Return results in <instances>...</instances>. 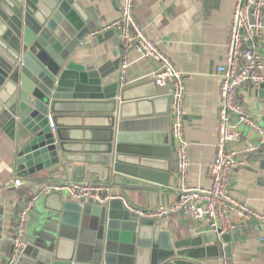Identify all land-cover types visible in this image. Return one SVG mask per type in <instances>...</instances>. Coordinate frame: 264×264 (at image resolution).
<instances>
[{
	"label": "water",
	"instance_id": "1",
	"mask_svg": "<svg viewBox=\"0 0 264 264\" xmlns=\"http://www.w3.org/2000/svg\"><path fill=\"white\" fill-rule=\"evenodd\" d=\"M203 1L206 6L216 2ZM99 30L93 10L75 0H0V131L12 139L19 129L26 133L16 154L17 176L56 166L54 178L62 181L95 174L118 186H168L172 151L166 131L132 135L125 120L130 109L154 105L157 110L162 101L160 113H169L170 95L145 96L120 89L119 83L104 85L106 66L72 60ZM110 34L114 31L97 38ZM80 117L95 123L85 125ZM259 155L264 162V153ZM43 194L33 197L45 210L26 232L17 264H199L221 248L232 254L236 231L218 236L208 230L173 241L164 228L166 218L140 216L121 197L82 204L63 190ZM4 216L0 204V239ZM13 241L11 236L10 253Z\"/></svg>",
	"mask_w": 264,
	"mask_h": 264
},
{
	"label": "crops",
	"instance_id": "2",
	"mask_svg": "<svg viewBox=\"0 0 264 264\" xmlns=\"http://www.w3.org/2000/svg\"><path fill=\"white\" fill-rule=\"evenodd\" d=\"M75 1L82 7L93 10L103 31L119 17L117 0ZM235 1L216 0L207 6L203 0L136 1L135 13L139 22L185 75L183 120L190 160L187 176L190 186H211L209 169L216 155L217 114L220 105V76L217 67L225 61ZM102 30L96 33H101ZM119 41L117 31L102 40L97 35L90 34L77 48L72 60L94 62L97 67L104 65L109 73L104 79V85L119 83ZM261 52L264 55V39L261 42ZM129 58L131 64L124 89H132L136 94L145 96L170 95L168 86H158L154 82L157 67L154 62L141 57L135 51L131 52ZM239 98L251 116L264 125V83L257 88L250 85L242 87ZM165 104L166 101H162L157 110L154 105L140 109L134 106L136 108L128 111L129 118L125 121L128 122L126 132L134 133L132 135L151 129L166 131L164 140L171 143L172 151L170 184L158 189L118 186L112 181L106 182L112 184L115 187L114 192L136 209L154 210L171 205L178 199L179 180L175 174L171 114L160 113L161 108L165 110ZM152 112L156 113L151 114ZM77 119L85 125L95 123L92 119ZM100 122L97 121V124ZM242 129L243 137L237 144L239 148L255 140L254 131L247 127ZM25 135L23 129H19L15 139H12L0 131V204L5 207L3 238L0 239V264H5L11 251L10 238L16 223V214L31 200L18 194V186L14 181L21 179V185H33L34 192L45 185L64 181L54 178L59 172L56 166L35 176H17L15 159L18 149L25 144ZM261 153L245 156V164L235 168L230 176L229 190L238 200L264 212V162L259 155ZM40 177L47 178L46 184L34 185L32 181ZM70 180L102 182L95 174H86L84 179L65 181ZM33 200L26 232L45 210L43 202L34 198ZM239 223L231 256L228 257L225 248H221L218 254L213 251L211 255L200 258L199 264H264V222L241 220ZM164 228L170 231L173 241H184L208 231L203 221H196L192 216L180 212L167 216Z\"/></svg>",
	"mask_w": 264,
	"mask_h": 264
},
{
	"label": "built area",
	"instance_id": "3",
	"mask_svg": "<svg viewBox=\"0 0 264 264\" xmlns=\"http://www.w3.org/2000/svg\"><path fill=\"white\" fill-rule=\"evenodd\" d=\"M117 1L119 17L105 30L113 29L120 37V89L128 82L131 64L129 57L132 51L156 64L154 82L158 86L170 88L171 137L174 142L175 174L179 180L178 199L171 205L154 210H140L131 207L123 199L124 203L131 211L148 218H167L176 212L190 215L196 221H203L207 229L218 236L237 231L241 220L264 222V212L238 200L229 190L230 176L235 168L245 164V156L264 152V125L251 116L239 98L242 87L250 85L257 88L264 83V55L261 52V42L264 39V0L235 1L225 61L217 67L220 76V105L217 114L216 155L209 169L210 187L190 186L187 182L190 160L183 120L185 75L139 22L135 13L137 0ZM50 123L52 129H55L52 119ZM243 127L255 132V140L239 148L237 144L243 137ZM14 184L20 186L21 179H16ZM52 190L66 191L69 197L82 204L91 198L103 202L121 197L114 192L115 187L106 182L63 181L46 185L43 193H50ZM33 202V199L28 201L16 214L12 232L13 250L5 264H17L22 255L26 245L28 215Z\"/></svg>",
	"mask_w": 264,
	"mask_h": 264
},
{
	"label": "trees",
	"instance_id": "4",
	"mask_svg": "<svg viewBox=\"0 0 264 264\" xmlns=\"http://www.w3.org/2000/svg\"><path fill=\"white\" fill-rule=\"evenodd\" d=\"M34 182V185H40V184H46L47 182V178H38ZM46 186V185H45ZM43 186V188L45 187ZM40 188V187H39ZM43 188L42 189H38L36 192H34V186L33 185H28V186H24V185H20L16 188V191L18 192V194L20 196H23L27 199H32L35 195H37L40 192H43Z\"/></svg>",
	"mask_w": 264,
	"mask_h": 264
}]
</instances>
